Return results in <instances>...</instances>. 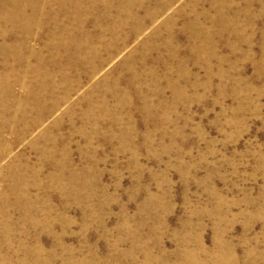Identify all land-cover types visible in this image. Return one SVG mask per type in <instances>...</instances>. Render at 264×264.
<instances>
[{"label": "rangeland", "instance_id": "1", "mask_svg": "<svg viewBox=\"0 0 264 264\" xmlns=\"http://www.w3.org/2000/svg\"><path fill=\"white\" fill-rule=\"evenodd\" d=\"M0 44V264H264V0H0Z\"/></svg>", "mask_w": 264, "mask_h": 264}, {"label": "bare ground", "instance_id": "2", "mask_svg": "<svg viewBox=\"0 0 264 264\" xmlns=\"http://www.w3.org/2000/svg\"><path fill=\"white\" fill-rule=\"evenodd\" d=\"M27 1V0H26ZM23 3V2H22ZM10 5V4H9ZM2 7V6H1ZM7 7V6H6ZM15 7H16V5H15ZM9 10V9H8ZM10 11V10H9ZM8 16V15H7ZM14 16V15H13ZM3 18V17H2ZM6 18V17H5ZM16 20V19H15ZM8 21V20H7ZM7 23V22H6ZM5 23V24H6ZM10 26V25H9ZM2 29V28H1ZM8 31V30H7ZM23 31V30H22ZM6 33V32H5ZM9 33V32H8ZM9 44V43H8ZM1 45V44H0ZM11 45V44H10ZM5 47V46H4ZM10 47V46H9ZM13 48V47H12ZM7 50V49H6ZM9 50V49H8ZM7 50V51H8ZM4 67V66H3ZM2 73V72H1ZM3 74V73H2ZM4 75V74H3ZM1 76V75H0ZM3 77V76H2ZM6 77H8V76H6ZM1 78V77H0ZM3 82V81H2ZM1 83V82H0ZM1 86V85H0ZM5 87V86H4ZM5 89V88H4ZM10 96V95H9ZM3 114V113H2ZM4 116V115H3ZM1 117V116H0ZM1 205V204H0ZM4 207V206H3ZM2 207V208H3ZM8 208V207H7ZM5 211V210H4ZM8 215V214H7ZM7 219V218H6ZM4 220V219H3ZM10 221H11V219H10ZM12 223V222H11ZM1 226V225H0ZM6 226V225H5ZM7 226H8V224H7ZM217 230V229H216ZM7 231H9V230H7ZM6 231V232H7ZM5 232V231H4ZM0 233H2V232H0ZM226 233V232H225ZM8 234V233H7ZM218 236V235H217ZM216 239V238H215ZM221 239V238H220ZM221 241V240H220ZM218 243V242H217ZM222 243V242H221ZM220 243V244H221ZM199 245V244H198ZM215 245V244H214ZM217 245V244H216ZM187 246V245H186ZM203 246V245H202ZM201 246V247H202ZM188 247V246H187ZM199 248V247H198ZM205 248V247H204ZM65 249V248H64ZM202 249V248H201ZM206 249V248H205ZM205 249H204V251H205ZM221 249H222V247H221ZM223 249H224V247H223ZM69 250V249H68ZM184 250V249H183ZM189 250V249H188ZM220 250V249H219ZM218 250V251H219ZM258 250L259 249H257L256 251L258 252ZM65 251V250H64ZM190 251V250H189ZM230 251V250H229ZM232 251V250H231ZM193 252V251H192ZM202 252V251H201ZM226 252V251H225ZM224 252V253H225ZM264 252V251H263ZM62 253V252H61ZM66 253V252H65ZM144 253V252H143ZM217 253V252H216ZM222 253V252H221ZM252 253H254V252H252ZM252 253H251V255H252ZM63 254H64V252H63ZM69 254V253H68ZM71 254V253H70ZM163 254V253H162ZM166 254V253H165ZM200 254V253H199ZM50 255V254H49ZM205 255V254H204ZM216 255V254H215ZM227 255V254H226ZM230 255V254H229ZM258 255V254H257ZM52 256H53V254H52ZM59 256V255H58ZM69 256V255H68ZM190 256V255H189ZM200 256V255H199ZM232 256V255H231ZM66 257V256H65ZM147 257V256H146ZM164 257V256H163ZM162 257V258H163ZM166 257V256H165ZM47 258V257H46ZM106 258V257H105ZM157 258V257H156ZM161 258V257H160ZM168 258V257H167ZM171 258V257H170ZM184 258V257H183ZM204 258V257H203ZM213 258V257H212ZM236 258V257H235ZM51 259V258H50ZM58 259V258H57ZM64 258H62V260H63ZM68 259V258H67ZM69 259H71V258H69ZM116 259H117V257H116ZM116 259H114V260H116ZM152 259V258H151ZM185 259V258H184ZM189 259V258H188ZM214 259V258H213ZM216 259V258H215ZM220 261H219V264H225V263H223L224 262V260H222L223 258L222 257H220V258H218ZM226 259V258H225ZM85 260H87V259H85ZM84 260V261H85ZM89 260V259H88ZM162 260V259H161ZM183 260V259H182ZM191 260V259H190ZM254 260V259H253ZM253 260H251V261H253ZM68 261V260H67ZM91 262H92V260H90ZM96 261V260H95ZM151 261V260H150ZM154 261V260H153ZM166 261V260H165ZM201 261V260H200ZM239 261V260H238ZM53 262H54V259H53ZM87 262V261H86ZM105 262V261H104ZM113 262V261H112ZM163 262H164V260H163ZM207 262V261H206ZM261 262V261H260ZM82 263V262H81ZM84 263V262H83ZM82 263V264H83ZM89 263V262H88ZM103 263V262H102ZM109 263H111V262H109ZM156 263V262H155ZM198 263V262H197ZM233 263V262H232ZM256 263V262H255ZM61 264V263H60ZM65 264V263H64ZM85 264V263H84ZM104 264V263H103ZM130 264V263H129ZM141 264H142V262H141ZM149 264V263H148ZM157 264V263H156ZM166 264V263H165ZM178 264V263H177ZM194 264V263H193ZM196 264V263H195ZM210 264H211V262H210ZM218 264V263H217ZM251 264V263H250Z\"/></svg>", "mask_w": 264, "mask_h": 264}]
</instances>
